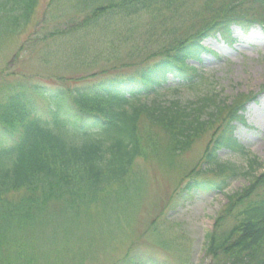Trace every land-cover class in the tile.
Segmentation results:
<instances>
[{"label":"trees","instance_id":"trees-1","mask_svg":"<svg viewBox=\"0 0 264 264\" xmlns=\"http://www.w3.org/2000/svg\"><path fill=\"white\" fill-rule=\"evenodd\" d=\"M99 1L95 6L81 1L78 9L81 15L92 14L84 20L91 29L106 16L178 10L183 2ZM249 2L264 6V0H230L221 16L177 37L158 60L131 75L78 80L81 83L76 81L74 87L23 78L0 91V264H36L34 258L50 256L46 249L57 242L68 249L78 236L74 229L84 221L90 223L88 216L95 209L104 215L113 212L121 202L118 196L127 191L108 192L132 175L135 161L147 148L160 145V134L168 140V150L177 154L217 127L200 171L228 170L230 176L218 181L192 179L182 195L211 197L226 192L238 169L232 163L222 166L219 155L227 149L249 157L233 135L238 124L246 123V104L225 102L211 92L209 79L196 65L203 64L206 55L218 57L209 42L232 48L241 43L238 30L247 35L259 27L264 32L262 21L239 11ZM38 3L0 0V47L27 29ZM56 26L55 35L63 31ZM106 70L98 72L106 75ZM95 78L96 74L89 77ZM185 88L191 90L189 98H168ZM53 129L65 135L54 134ZM250 161L248 173L259 165L255 158ZM252 178L248 187L227 197L228 205L206 237L205 254L216 264H264V174ZM139 262L157 263L152 258Z\"/></svg>","mask_w":264,"mask_h":264},{"label":"rangeland","instance_id":"rangeland-1","mask_svg":"<svg viewBox=\"0 0 264 264\" xmlns=\"http://www.w3.org/2000/svg\"><path fill=\"white\" fill-rule=\"evenodd\" d=\"M81 1L39 0L27 29L1 43L0 91L23 78L42 85L74 87L81 83L78 80L131 75L158 60L177 37L221 16L230 2L183 0L178 10L160 8L128 17L106 16L91 29L84 20L92 14L79 13ZM99 3L89 0L88 4ZM239 11L264 23V6L260 4L246 3ZM67 24L70 27L66 28ZM56 25L63 31L55 35ZM236 34L241 43L230 48L221 42H209L207 46L218 57L206 55L203 64H195L209 79L211 92L225 102L240 100L246 104V123L238 124L233 135L249 157L226 149L219 155L222 166L232 163L238 169L226 192L211 197L182 195L192 179L218 181L230 176L228 170L200 171L217 127L177 154L168 150V140L160 134V145L147 148L135 161L132 175L108 192L127 191L123 197L118 196L121 202L115 204L113 212L104 215L95 209L88 216L90 223L84 221L74 229V236H78L70 240L68 249L57 242L47 247L50 256L34 258L36 264H145L139 261L151 258L156 264H216L205 254L206 237L228 205L227 197L248 187L253 176L264 174V32L257 27L247 35L240 30ZM103 68L109 71L106 75L98 72ZM95 74V79H89ZM169 96L185 100L192 95L185 88ZM141 119L147 123V119ZM53 133L65 135L60 129H53ZM253 158L259 165L248 173Z\"/></svg>","mask_w":264,"mask_h":264}]
</instances>
